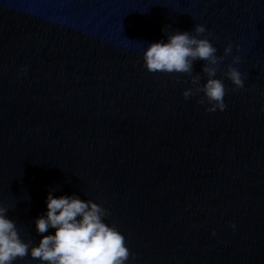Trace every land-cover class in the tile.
<instances>
[{"label": "water", "instance_id": "obj_1", "mask_svg": "<svg viewBox=\"0 0 264 264\" xmlns=\"http://www.w3.org/2000/svg\"><path fill=\"white\" fill-rule=\"evenodd\" d=\"M0 264H264V0H0Z\"/></svg>", "mask_w": 264, "mask_h": 264}]
</instances>
